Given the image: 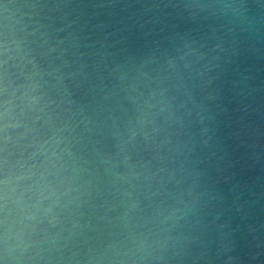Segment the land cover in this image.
Masks as SVG:
<instances>
[{"label": "water", "instance_id": "1", "mask_svg": "<svg viewBox=\"0 0 264 264\" xmlns=\"http://www.w3.org/2000/svg\"><path fill=\"white\" fill-rule=\"evenodd\" d=\"M0 264H264V0H0Z\"/></svg>", "mask_w": 264, "mask_h": 264}]
</instances>
